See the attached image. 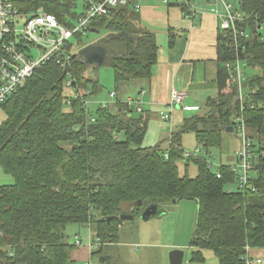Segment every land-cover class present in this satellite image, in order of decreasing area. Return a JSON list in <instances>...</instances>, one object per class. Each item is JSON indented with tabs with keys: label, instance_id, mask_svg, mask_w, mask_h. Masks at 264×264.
I'll list each match as a JSON object with an SVG mask.
<instances>
[{
	"label": "trees",
	"instance_id": "16d2710c",
	"mask_svg": "<svg viewBox=\"0 0 264 264\" xmlns=\"http://www.w3.org/2000/svg\"><path fill=\"white\" fill-rule=\"evenodd\" d=\"M238 1L245 21L237 24V33L218 28L216 95L179 120L165 150L163 142L143 146L150 115L142 105L137 112L122 96L133 88L138 90L133 97L140 99V83L152 78L159 49L130 1L91 24L105 32L94 44L107 54L103 64L87 65L79 52L67 71L48 63L0 104L6 116L0 124V168L13 178L12 184L0 186V264H74L78 246L64 234L72 224L95 227L92 245H99L90 258L99 255V264H109L103 247L118 242L120 215H137L138 201L140 209L156 205L157 215L173 200L197 203L191 264H204L206 251L218 264H245L246 247L264 250V0ZM20 5L43 7L63 21L76 4L34 0ZM181 7L188 13L186 5ZM174 37L170 32V45ZM75 38L77 47L81 38ZM102 66L113 72L114 108L90 110L85 102L100 92L93 73ZM243 69L255 73L246 78ZM67 79L79 92L69 105ZM160 118L166 122L171 116L161 113ZM230 127L241 144L250 142L251 168L243 186L232 165L221 164L215 171L208 165L210 150L221 148ZM190 133L208 158L185 156L183 136ZM190 164L197 168L192 177Z\"/></svg>",
	"mask_w": 264,
	"mask_h": 264
},
{
	"label": "built area",
	"instance_id": "2783aa9c",
	"mask_svg": "<svg viewBox=\"0 0 264 264\" xmlns=\"http://www.w3.org/2000/svg\"><path fill=\"white\" fill-rule=\"evenodd\" d=\"M26 1L34 0H0V104L22 88L37 69L48 63L54 62L64 71L69 70L76 48L75 37L81 38L90 31L93 21L108 15L111 8L123 7L129 3V0H83L82 13L77 15L74 12L75 5L64 14L63 21H61L54 14L45 12L43 7L31 10L20 5ZM40 1L76 4L77 0ZM189 1L174 0L175 4L187 6L188 13H182L185 19L196 20L199 18V12L189 4ZM163 3L169 5V0H163ZM239 4L238 0H216L215 6H219L220 9L216 8L214 13L219 20L221 31H232L234 35L237 33V24L245 21V17L238 10ZM134 7L137 10L139 5L134 4ZM69 17L76 21L75 25L68 21ZM234 71L237 81H241L238 63H236ZM65 88L71 90V98L67 100V105H69L71 99L76 98L79 92L72 87V82L69 79L65 81ZM185 95L186 93L183 91L172 90L169 108L180 107ZM109 97L115 103V93H110ZM239 99H242L240 92ZM125 102L134 107L137 112H141L142 102L139 98L129 97ZM99 106L106 108L105 104ZM184 109L196 111L197 107H185ZM92 121L93 119L90 120V122ZM243 129L239 128V133L245 135ZM249 148L250 142L243 140L241 150L236 156V162L232 165L240 186L246 185L249 178L248 173L251 168L248 162ZM189 155L190 153L186 152L185 156ZM249 251V248L246 247L245 264H261V260L252 258ZM86 264H90V262L88 261Z\"/></svg>",
	"mask_w": 264,
	"mask_h": 264
},
{
	"label": "rangeland",
	"instance_id": "374dc122",
	"mask_svg": "<svg viewBox=\"0 0 264 264\" xmlns=\"http://www.w3.org/2000/svg\"><path fill=\"white\" fill-rule=\"evenodd\" d=\"M132 2V0H129ZM160 5L166 6L163 0H154ZM201 2H209L215 9L216 0H190L191 6L201 5ZM175 3L174 0H169V5ZM83 0L76 1V8L74 12L79 15L83 12ZM205 5V4H204ZM195 9V8H194ZM202 14L203 9L197 10ZM191 20V19H190ZM198 20V19H196ZM68 21L75 25L76 21L69 17ZM260 32H263L261 27ZM105 35L104 31L97 34L87 32L81 37L80 44L75 48V53L80 52L85 46L93 45L96 39ZM242 67V64H241ZM92 71V70H91ZM90 72V70L88 71ZM246 78L255 73L251 69H243ZM93 76L98 80L100 92L96 96H91L87 100V105L90 110H95L99 105L105 104L107 108L113 109L114 102L109 98V93L114 91L113 72L106 66L100 67ZM134 87V85H131ZM128 93L122 96H129L134 98V90L131 88ZM66 94L70 93L69 89L65 90ZM128 94V95H127ZM124 97V98H125ZM127 97V98H129ZM191 115H184V117ZM6 118L4 112L0 108V123ZM152 139V138H151ZM148 139L144 141V147H152L148 145ZM183 147L185 152L196 154L198 156H208L205 150L199 147L195 141L193 134H186L183 136ZM241 150V137L236 131L225 134L223 143L220 149H212L211 158H208L209 163L215 171L221 164L233 165L236 161V156ZM180 164V172L183 173V168ZM187 174L195 176L197 168L193 164L188 165ZM13 183V178L3 173L0 168V186L9 185ZM228 189H236V186H229ZM124 207V205L122 206ZM123 211L128 212V209L122 208ZM160 215H153L148 219H142L141 215H135L132 220H123L119 232V239L117 243L105 246L103 256L109 258V264H169V253L172 250L180 248L184 252L183 264H187L190 259L191 249L189 242L192 238L193 229L195 226L197 216V203L193 200H182L176 203L170 202L161 206ZM65 237L70 244L78 246L72 255L74 264H99L98 256L94 255L88 258L91 253L96 252L98 245H92V240L95 236L94 226H79L68 225L64 230ZM87 249L89 250L87 252ZM178 249V250H180ZM91 252V253H90ZM206 257L216 259L212 256V252H204ZM260 257L261 264H264V250H256ZM256 258V257H254Z\"/></svg>",
	"mask_w": 264,
	"mask_h": 264
},
{
	"label": "crops",
	"instance_id": "0c3cea01",
	"mask_svg": "<svg viewBox=\"0 0 264 264\" xmlns=\"http://www.w3.org/2000/svg\"><path fill=\"white\" fill-rule=\"evenodd\" d=\"M132 3L139 5L140 23L155 35L159 47L152 78L140 83L142 107L150 115L145 138L150 146L163 142L161 147L165 150L170 132L190 112L184 108L200 107L207 98L216 95L219 20L214 11L220 7L214 5L213 10L209 2H201L194 8L203 9L202 14L199 13L198 20H189L182 15L181 5L175 3L166 6L154 0H132ZM170 32L175 35L172 45L169 44ZM172 90L186 93L182 105L174 109L168 106ZM136 93L138 90L133 95ZM161 113H169L170 120L162 121ZM250 255L260 259L256 250H250ZM204 257V264H218L217 259L206 257L205 253Z\"/></svg>",
	"mask_w": 264,
	"mask_h": 264
},
{
	"label": "water",
	"instance_id": "95a60500",
	"mask_svg": "<svg viewBox=\"0 0 264 264\" xmlns=\"http://www.w3.org/2000/svg\"><path fill=\"white\" fill-rule=\"evenodd\" d=\"M91 33L97 34L98 31L94 29H90ZM79 55L83 57L85 63L89 65L90 63L101 65L106 59L105 50L99 45H87L80 52ZM233 129L230 127L226 130V133H231ZM178 202L177 200H173V203ZM142 206V202L138 201L135 208V214H138L140 207ZM159 208L156 205L149 206L145 209V211L141 214L142 219H148L153 215H157ZM120 219L122 220H132L133 216L129 214L120 215ZM184 252L182 249L172 250L169 253V264H183Z\"/></svg>",
	"mask_w": 264,
	"mask_h": 264
},
{
	"label": "flooded vegetation",
	"instance_id": "af4514ba",
	"mask_svg": "<svg viewBox=\"0 0 264 264\" xmlns=\"http://www.w3.org/2000/svg\"><path fill=\"white\" fill-rule=\"evenodd\" d=\"M145 209H146V208H145ZM145 209H140L137 215H138V216L141 215V214L145 211Z\"/></svg>",
	"mask_w": 264,
	"mask_h": 264
}]
</instances>
